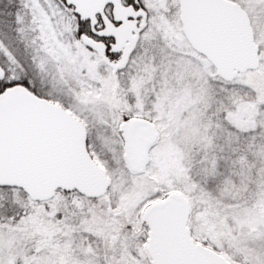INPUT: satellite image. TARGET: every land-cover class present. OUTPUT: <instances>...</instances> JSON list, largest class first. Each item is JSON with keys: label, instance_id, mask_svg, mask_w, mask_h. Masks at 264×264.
<instances>
[{"label": "snow or ice", "instance_id": "obj_1", "mask_svg": "<svg viewBox=\"0 0 264 264\" xmlns=\"http://www.w3.org/2000/svg\"><path fill=\"white\" fill-rule=\"evenodd\" d=\"M0 264H264V0H0Z\"/></svg>", "mask_w": 264, "mask_h": 264}]
</instances>
